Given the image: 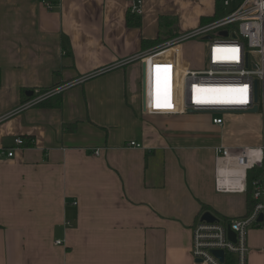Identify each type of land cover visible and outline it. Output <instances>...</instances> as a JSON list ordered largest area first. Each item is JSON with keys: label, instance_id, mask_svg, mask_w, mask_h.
Returning a JSON list of instances; mask_svg holds the SVG:
<instances>
[{"label": "crops", "instance_id": "obj_1", "mask_svg": "<svg viewBox=\"0 0 264 264\" xmlns=\"http://www.w3.org/2000/svg\"><path fill=\"white\" fill-rule=\"evenodd\" d=\"M129 3L0 0V147L34 140L0 158V264H193L203 212H248L247 189H217L216 148L263 144L264 99L258 112L218 114L223 124L143 112L135 58L164 42L143 39L158 37L163 14L192 31L215 2L145 0L140 26L128 24ZM69 82L58 106L26 105L27 90ZM249 247V264H264L262 226Z\"/></svg>", "mask_w": 264, "mask_h": 264}, {"label": "built area", "instance_id": "obj_2", "mask_svg": "<svg viewBox=\"0 0 264 264\" xmlns=\"http://www.w3.org/2000/svg\"><path fill=\"white\" fill-rule=\"evenodd\" d=\"M40 1L49 8L56 4L52 0ZM129 1V12L140 16L145 0ZM221 4L225 11L223 15L161 42L135 58L147 64L144 113L177 114L194 110L210 113L215 124H223L224 118L218 114L244 112L256 105V81L259 98L264 99V0H221ZM206 36L210 38L206 39ZM195 38L206 42L204 67L187 66L183 61V43ZM232 49L237 51H228ZM233 55L235 59L231 58ZM157 80L160 86L158 83L154 86ZM72 83H62L35 95L26 105L38 104L59 94ZM222 89L242 91H217ZM213 91L231 97L232 94H243L244 98L229 103L218 102L212 100ZM158 103L161 106L158 107ZM24 143V138L17 136L11 148L0 147V158L13 157L15 150L24 147ZM128 144L143 147L135 140ZM216 151L218 190L245 191L249 170L261 169L262 174L253 180L255 204L245 215L223 218L212 212L216 217L214 221L202 219L204 212L199 216L192 228L193 264H249L250 231L256 226L264 228V142L258 147L220 146ZM94 153L100 154L99 149ZM229 228L235 233V240L230 236ZM216 251H223V259Z\"/></svg>", "mask_w": 264, "mask_h": 264}, {"label": "trees", "instance_id": "obj_3", "mask_svg": "<svg viewBox=\"0 0 264 264\" xmlns=\"http://www.w3.org/2000/svg\"><path fill=\"white\" fill-rule=\"evenodd\" d=\"M53 2L57 3L58 0H52ZM216 5V10L215 14L213 16H208V17H203L202 23L208 22L210 20L215 19L216 17L223 15L225 13L221 0H216L215 1ZM128 24L130 26H140L142 21H141V16L130 13L127 18ZM201 23V24H202ZM181 34L178 30V25H177V20L175 16L168 15V14H163L159 17V35L155 39H143V44L145 47L154 45L158 42H161L162 40L165 39H170L173 38L177 35ZM63 44L65 47V50L69 51L70 47V42L68 37L64 36L63 38ZM0 81H1V70H0ZM55 86L57 84H54ZM53 86V87H55ZM52 87V88H53ZM51 88V87H50ZM46 90H41L39 93H43ZM27 99H31V97L25 98V101ZM61 103V94H55L41 102H39L36 105H45V106H55L59 105ZM27 137V136H24ZM25 140V139H24ZM25 146H33L34 145V140L30 136H28L27 141L24 143ZM262 174L261 169H250L248 172V187H247V196H248V211L251 210L255 204V199H254V189H253V180L257 177H259Z\"/></svg>", "mask_w": 264, "mask_h": 264}, {"label": "rangeland", "instance_id": "obj_4", "mask_svg": "<svg viewBox=\"0 0 264 264\" xmlns=\"http://www.w3.org/2000/svg\"><path fill=\"white\" fill-rule=\"evenodd\" d=\"M213 1L216 0H204V3L206 6L212 5ZM186 9L193 10L195 8L194 5H188L187 4ZM177 25H178V18L176 17ZM209 22V21H208ZM206 23V22H205ZM181 32V27L179 29ZM183 33V32H181ZM168 39L162 40L166 41ZM182 55H183V61L185 65L187 66H201L204 67L206 65L207 59H206V42L202 39L195 38L193 40H189L183 43L182 45ZM38 94H40L38 92ZM37 94V95H38ZM261 101V97L259 98Z\"/></svg>", "mask_w": 264, "mask_h": 264}, {"label": "water", "instance_id": "obj_5", "mask_svg": "<svg viewBox=\"0 0 264 264\" xmlns=\"http://www.w3.org/2000/svg\"><path fill=\"white\" fill-rule=\"evenodd\" d=\"M210 38V36H206V39ZM142 85H143V106L145 107L146 105V85H147V64L146 63H143L142 65ZM25 95L27 97H33L35 95V91L30 89V90H27L25 92ZM255 101H256V105L247 110L246 112H258L259 110V104H258V101H259V83L258 81H256L255 83ZM189 113H197L196 111L194 110H191L189 111ZM202 219H206L208 221H214L216 219L215 215L211 212V211H206L204 212L203 214V217ZM263 220V216L260 217V221ZM229 233H230V236L232 237V239L235 240V233L232 231V229L229 228ZM218 256H220L222 259H223V256H224V253L223 251H216L215 252Z\"/></svg>", "mask_w": 264, "mask_h": 264}, {"label": "bare ground", "instance_id": "obj_6", "mask_svg": "<svg viewBox=\"0 0 264 264\" xmlns=\"http://www.w3.org/2000/svg\"><path fill=\"white\" fill-rule=\"evenodd\" d=\"M212 95L214 96V99H212V100H217L218 102H227V103L238 101L240 98H242V99L244 98L243 94L237 95V93L232 94L234 96L231 97L229 94L228 95L218 94L215 91H213Z\"/></svg>", "mask_w": 264, "mask_h": 264}, {"label": "snow or ice", "instance_id": "obj_7", "mask_svg": "<svg viewBox=\"0 0 264 264\" xmlns=\"http://www.w3.org/2000/svg\"><path fill=\"white\" fill-rule=\"evenodd\" d=\"M228 51H231V52L235 53L237 50L232 49V50H228ZM231 58L235 59L236 57H235V55H233ZM217 91H242V90H217ZM157 106L159 107L161 105L158 103ZM168 106H170V105H168Z\"/></svg>", "mask_w": 264, "mask_h": 264}]
</instances>
